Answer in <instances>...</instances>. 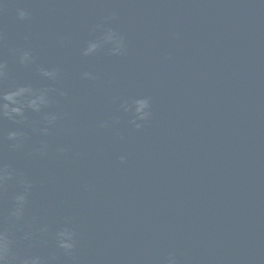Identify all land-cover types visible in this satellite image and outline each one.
Instances as JSON below:
<instances>
[{"label": "water", "instance_id": "obj_1", "mask_svg": "<svg viewBox=\"0 0 264 264\" xmlns=\"http://www.w3.org/2000/svg\"><path fill=\"white\" fill-rule=\"evenodd\" d=\"M8 3L0 14L3 87L65 93L55 97L63 118L47 137L30 134L20 150L0 140V161L33 184L15 224L8 211L18 186L0 189V228L14 250L47 257L54 243L39 227L68 223L75 252H57L53 264H167L169 253L176 264H264V0ZM16 7L31 18L17 20ZM111 14L126 53L82 56ZM19 48L59 67L58 81L18 65L12 50ZM84 71L97 79H82ZM137 96L152 105L141 129L122 112L118 124L98 127L117 114L119 100ZM14 127L0 121V133ZM41 140L47 154L28 155ZM28 231L33 238L22 239Z\"/></svg>", "mask_w": 264, "mask_h": 264}, {"label": "clouds", "instance_id": "obj_2", "mask_svg": "<svg viewBox=\"0 0 264 264\" xmlns=\"http://www.w3.org/2000/svg\"><path fill=\"white\" fill-rule=\"evenodd\" d=\"M10 6L8 0H0V14L4 13ZM15 16L19 21H27L31 18V12L25 7H16ZM116 20V15L111 14L102 19L95 26L99 35L94 39L85 42L81 55L89 57L96 55L102 49H107L111 56H123L126 53L125 37L111 23ZM2 39V37H0ZM16 62L23 68H34L40 78L51 83L58 81L60 76L59 67H44L36 63V56L30 48L13 49ZM7 62L0 58V121H11L16 127L9 129L6 133H0V140H6L8 147L12 150H20L30 139V134L37 133L47 137L57 122L63 118L62 113L55 110L57 95L64 96L65 93L50 86L33 87L31 84H12L3 87L4 81L8 80ZM84 80H96L97 77L90 71L81 73ZM119 100V98H116ZM151 98L137 96L127 100H119L117 114L107 120L98 123L99 128H109L118 124L121 120L119 113L125 114L127 124L136 130L142 128L143 124L151 116ZM29 113L36 114L38 119H30ZM48 143L41 140L39 145L33 147L28 155L44 156L48 151ZM66 147H58L57 152L64 153ZM121 163H125L126 157H119ZM15 181L18 191L11 198V206L8 211L10 221L16 222L24 219L25 210L29 202L33 184L23 172L16 171L10 165L0 161V189H3L6 182ZM42 237L50 239L54 243V250L45 257L39 253L20 255L14 250V241L10 238L9 232L0 228V264H53L56 260V253H62L66 257L74 254L77 244V234L70 224L65 223L54 230L49 225L43 224L38 229ZM33 232H25L22 239L31 240ZM47 239L45 242H47ZM167 264H176V257L169 253L166 258Z\"/></svg>", "mask_w": 264, "mask_h": 264}]
</instances>
